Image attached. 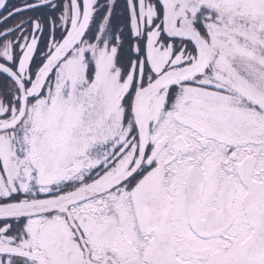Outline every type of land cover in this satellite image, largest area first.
<instances>
[{
	"label": "snow or ice",
	"instance_id": "obj_1",
	"mask_svg": "<svg viewBox=\"0 0 264 264\" xmlns=\"http://www.w3.org/2000/svg\"><path fill=\"white\" fill-rule=\"evenodd\" d=\"M0 264H264V0H0Z\"/></svg>",
	"mask_w": 264,
	"mask_h": 264
}]
</instances>
